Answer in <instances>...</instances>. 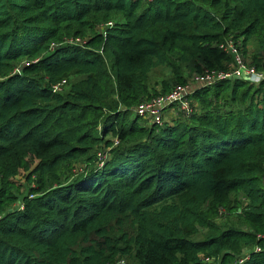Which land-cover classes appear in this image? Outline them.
Segmentation results:
<instances>
[{"label":"trees","instance_id":"obj_1","mask_svg":"<svg viewBox=\"0 0 264 264\" xmlns=\"http://www.w3.org/2000/svg\"><path fill=\"white\" fill-rule=\"evenodd\" d=\"M145 1L0 0V264H264V84L163 128L129 113L228 39L264 69V0Z\"/></svg>","mask_w":264,"mask_h":264},{"label":"built area","instance_id":"obj_2","mask_svg":"<svg viewBox=\"0 0 264 264\" xmlns=\"http://www.w3.org/2000/svg\"><path fill=\"white\" fill-rule=\"evenodd\" d=\"M153 2L154 0H146ZM108 26H112L109 23ZM82 43L81 41H77ZM219 49L230 56L231 65L227 70H209L206 69L192 83L186 85H177L169 93L159 95L150 101H142L135 111V116L146 122L147 127L163 128L166 125V119L173 114L176 117L188 119L197 111V105L192 100L196 91L214 86L222 81L240 80L253 85L264 84V69L258 70L249 65L240 49V46L232 39H228L219 44ZM36 63V62H34ZM28 67L31 62L25 63ZM21 69H17V73ZM201 82V83H200ZM65 81L54 87V91H61ZM130 110H133L132 108ZM101 129V127H99ZM119 143V140H117ZM117 145V144H115ZM119 145V144H118ZM111 148L100 151L97 154V165L101 168L105 165ZM222 212V211H221ZM257 251L260 252L259 249ZM242 261L241 263H243ZM114 264H127L124 259L117 260Z\"/></svg>","mask_w":264,"mask_h":264},{"label":"rangeland","instance_id":"obj_3","mask_svg":"<svg viewBox=\"0 0 264 264\" xmlns=\"http://www.w3.org/2000/svg\"><path fill=\"white\" fill-rule=\"evenodd\" d=\"M146 2V1H145ZM147 2H149V1H147ZM146 2V3H147ZM101 33H103L104 31H105V29L104 28H102L101 30ZM77 44H80V43H77ZM84 44H81V46H83ZM255 49H256V46L253 44V43H249L248 44V50H249V52L250 53H253V52H255ZM28 61H25L24 63H23V66H22V68L26 65L25 63H27ZM230 65H231V62L230 61H223V63H222V67H224L222 70H227V69H229L230 68ZM21 67V66H20ZM20 67H17L16 68V70L18 69V68H20ZM226 68V69H225ZM21 70H23V69H21ZM20 70V71H21ZM183 72L185 73V75L187 76V83H193L194 82V80L195 79H197V77L200 75V73H197V71L194 69V66H185L184 68H183ZM164 75V76H163ZM165 75H166V73H165V71L163 70V69H161L160 70V68L158 69V70H156L154 73H153V75H152V80H153V82H158V89H160V87H162L163 86V83H162V81L163 80H161L162 78H164L165 77ZM168 77V79L169 78H171V73L167 76ZM172 83V82H171ZM186 83V84H187ZM201 83V82H200ZM175 86H177L176 84H174V85H171L170 87V89L172 90ZM170 90V91H171ZM159 91H161V90H159ZM169 91V92H170ZM168 92V93H169ZM160 93H162V92H160ZM164 94H167V92L166 93H164ZM159 95H162V94H159ZM159 95H153L152 97H150V98H147V99H145L144 101H147V100H151V99H153V98H155V97H158ZM142 103V102H141ZM140 103V104H141ZM140 104H138L137 106H135V107H132V109L133 110H130L129 111V113H132V116H134L135 117V111L137 110V108H138V106L140 105ZM123 110H125V108H123V109H121L119 112H123ZM179 117H176L175 115H173V114H171V115H169L168 116V118L166 119V124H171L174 120H176V119H178ZM139 125L140 126H144L145 128H153V127H147V126H145V125H147L146 124V122L144 121V122H140L139 123ZM97 130H98V132H100L101 133V130H100V128L98 127L97 128ZM108 141H111V142H113L114 144V146H113V148L114 147H117L118 146V139L117 138H114V137H112V136H108L107 138H106ZM115 144H117V145H115ZM111 148V147H110ZM113 148H111V149H113ZM99 152V151H98ZM77 170H78V172L79 171H82L83 170V167L82 166H79V167H77L76 169H75V171L77 172ZM20 180H22V179H20ZM23 181H21V183H22ZM23 197H21L20 199H19V201L17 202V203H15L12 207H11V209H10V211H9V213H13V212H17V211H19V210H22L23 208H24V205H23ZM222 214H223V212H221L220 213V216H222ZM221 219H222V217H221ZM220 219V220H221ZM260 250V252L261 251H263V249L261 248V249H259ZM213 263V261H210V262H207L206 264H212Z\"/></svg>","mask_w":264,"mask_h":264},{"label":"crops","instance_id":"obj_4","mask_svg":"<svg viewBox=\"0 0 264 264\" xmlns=\"http://www.w3.org/2000/svg\"><path fill=\"white\" fill-rule=\"evenodd\" d=\"M249 51V50H248ZM248 54H249V52H248ZM248 62V61H247Z\"/></svg>","mask_w":264,"mask_h":264}]
</instances>
